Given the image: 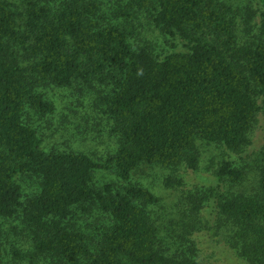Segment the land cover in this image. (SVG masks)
Masks as SVG:
<instances>
[{"label": "trees", "instance_id": "16d2710c", "mask_svg": "<svg viewBox=\"0 0 264 264\" xmlns=\"http://www.w3.org/2000/svg\"><path fill=\"white\" fill-rule=\"evenodd\" d=\"M259 2L249 17L264 36ZM235 10L230 0H0V218H20L28 230L30 247L14 251L17 258L197 264L161 248L150 210L160 199L133 178L151 166L198 170L200 144L232 153L252 145L264 114V45L239 41ZM142 18L176 42L170 52L139 39ZM92 82L108 89L103 108L116 151L103 162L83 152L46 151L33 117L54 114L56 105L41 86ZM100 171L117 182L97 186ZM21 176L40 183L26 205ZM217 176L229 186L218 208L234 225L230 244L248 264H264V150L257 165L224 161ZM183 184L165 180L169 188ZM75 208L103 217L98 238L67 224ZM5 258L0 241V264Z\"/></svg>", "mask_w": 264, "mask_h": 264}, {"label": "rangeland", "instance_id": "374dc122", "mask_svg": "<svg viewBox=\"0 0 264 264\" xmlns=\"http://www.w3.org/2000/svg\"><path fill=\"white\" fill-rule=\"evenodd\" d=\"M10 1L20 4V0ZM107 1L125 3L127 0ZM230 1L238 14L239 41L243 44L255 42L264 45V36L259 33L256 20L249 17L251 12L260 8L259 0ZM110 6L113 12L117 8ZM142 19L136 23L137 30L142 32L139 39L156 42L162 55L170 52L171 45L176 42L163 38L149 21ZM176 50H183L182 46ZM40 90L56 105L54 114L33 117L34 125L44 138L46 151L83 152L99 162L116 151L118 142L111 134L112 126L106 120L103 108L107 88L92 82L68 89L45 85ZM199 149L198 170H192L185 164L177 171L151 166L142 168L133 178L134 183L149 189L160 199L158 204L150 207L159 229L160 246L169 256L188 257L197 264H248L240 259L230 244L234 225L218 208V202L229 186L219 180L217 173L224 161L233 160L247 166L259 163L264 150V114H259L252 132V145L243 153H232L220 146L207 144H200ZM169 177L182 180L183 186L166 187L165 180ZM112 181H115V177L109 172L100 171L96 175L99 187ZM18 182L23 189L21 202L26 205L38 194L39 180L21 176ZM212 191L216 196H213ZM196 206H200V210L195 209ZM67 224L89 237L98 238L99 230H103L105 223L96 211L88 215L80 208H75ZM28 238V230L20 218H0V241L6 249L5 264H28L14 255V251L22 254L27 252L30 247Z\"/></svg>", "mask_w": 264, "mask_h": 264}]
</instances>
